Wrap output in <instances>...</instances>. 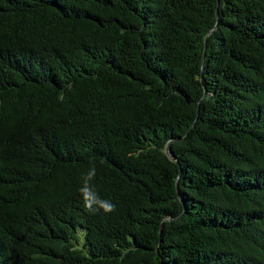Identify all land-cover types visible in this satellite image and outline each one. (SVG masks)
Masks as SVG:
<instances>
[{
    "label": "trees",
    "instance_id": "16d2710c",
    "mask_svg": "<svg viewBox=\"0 0 264 264\" xmlns=\"http://www.w3.org/2000/svg\"><path fill=\"white\" fill-rule=\"evenodd\" d=\"M0 264H264V0H0Z\"/></svg>",
    "mask_w": 264,
    "mask_h": 264
},
{
    "label": "clouds",
    "instance_id": "9594fccd",
    "mask_svg": "<svg viewBox=\"0 0 264 264\" xmlns=\"http://www.w3.org/2000/svg\"><path fill=\"white\" fill-rule=\"evenodd\" d=\"M95 174L96 169L93 165L84 177L82 186L78 189L83 199L84 207L88 211L114 212L116 210V205L111 200L101 199L98 193L92 188L90 182L95 178Z\"/></svg>",
    "mask_w": 264,
    "mask_h": 264
}]
</instances>
